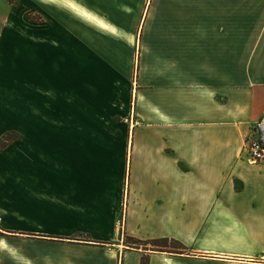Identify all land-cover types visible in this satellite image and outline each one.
Returning <instances> with one entry per match:
<instances>
[{
    "label": "crops",
    "instance_id": "1",
    "mask_svg": "<svg viewBox=\"0 0 264 264\" xmlns=\"http://www.w3.org/2000/svg\"><path fill=\"white\" fill-rule=\"evenodd\" d=\"M35 11L0 30V136L20 133L0 151V264H264V165L245 150L264 0Z\"/></svg>",
    "mask_w": 264,
    "mask_h": 264
},
{
    "label": "rangeland",
    "instance_id": "2",
    "mask_svg": "<svg viewBox=\"0 0 264 264\" xmlns=\"http://www.w3.org/2000/svg\"><path fill=\"white\" fill-rule=\"evenodd\" d=\"M44 5L49 6V4L47 3L46 4L44 3ZM42 19L43 16L35 11V0H0V30L2 29L3 24H7L8 25L7 28H10L13 33L19 34V31H14V29L18 28L19 25L33 26L35 22L37 21L40 22ZM0 34H2V31H0ZM19 48H20L19 43L12 44V50L14 49L18 51ZM58 49L64 50L65 47L61 45L58 47ZM109 129L113 132V134H115V130H116L115 127L110 126ZM11 182L15 183L17 182V179L15 180V177H12ZM6 185H7L6 182L0 184V204H6V203L10 204V201L12 200L9 194L12 192L9 191V188H7ZM13 194H15L14 197L15 199H17L16 198L18 194L17 187H15ZM3 198H4V202L2 203ZM0 211H1L0 214L7 212V210L4 211L2 209ZM1 229H3V227L0 222V234L3 233ZM173 241L174 240H172V244H174V246H177L176 243H174Z\"/></svg>",
    "mask_w": 264,
    "mask_h": 264
},
{
    "label": "built area",
    "instance_id": "3",
    "mask_svg": "<svg viewBox=\"0 0 264 264\" xmlns=\"http://www.w3.org/2000/svg\"><path fill=\"white\" fill-rule=\"evenodd\" d=\"M248 160L264 165V115L254 122L245 143Z\"/></svg>",
    "mask_w": 264,
    "mask_h": 264
},
{
    "label": "trees",
    "instance_id": "4",
    "mask_svg": "<svg viewBox=\"0 0 264 264\" xmlns=\"http://www.w3.org/2000/svg\"><path fill=\"white\" fill-rule=\"evenodd\" d=\"M18 139H20V134L17 131H15V130H8V131H6L5 133H3L0 136V151H2L11 142L16 141ZM130 240H129L130 243H138V241H136V240H132V239H130ZM163 241H166V243H169L170 242V240L167 239V238H166V240H163ZM141 264H148V259L147 258L146 259L144 258L142 260V263Z\"/></svg>",
    "mask_w": 264,
    "mask_h": 264
}]
</instances>
